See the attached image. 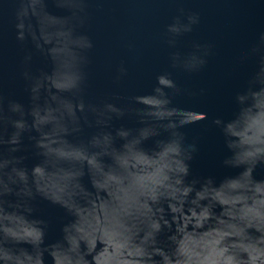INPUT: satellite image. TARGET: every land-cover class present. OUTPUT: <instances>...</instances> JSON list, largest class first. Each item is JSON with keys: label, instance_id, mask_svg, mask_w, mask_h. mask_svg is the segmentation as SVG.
Here are the masks:
<instances>
[{"label": "clouds", "instance_id": "1", "mask_svg": "<svg viewBox=\"0 0 264 264\" xmlns=\"http://www.w3.org/2000/svg\"><path fill=\"white\" fill-rule=\"evenodd\" d=\"M51 2L73 10L65 18L68 27L76 31L87 0ZM17 3L16 39L24 42L30 37L35 48L44 53L36 43L33 21L37 8L47 10L48 0ZM180 30L170 28L173 33ZM251 54H259L260 68L248 89L236 95L239 112L235 119L245 116L239 129L229 135L226 129L232 128L230 121H213L221 127L231 151L222 164L242 168L240 173L252 178L247 187L229 177L218 186L212 177L189 179L190 161L197 148L195 144L185 145L178 129L187 124L170 107L171 101L161 87L151 94L132 97L133 105L139 107L86 102L82 57L74 69L71 87L56 85L57 91L67 92V98L62 101L65 111L56 113L62 125L60 135L54 136L47 127L52 112L50 73L41 71L34 76L24 70L30 94L27 108L11 99L5 107L0 93V264H45L46 255L52 264H264V181H256L252 175L257 166L264 165V105L245 99L248 92H258L254 85H264V34ZM24 59L26 63L31 55ZM203 63L193 56L185 67ZM157 80L158 85L179 91L170 78L161 75ZM126 114L137 117L140 127L112 130L113 118ZM177 115L181 117L178 122L174 119ZM85 126L96 128L87 140L79 138ZM26 133L37 157L31 168L24 163L27 157L16 155L23 150ZM162 133L168 135L163 137ZM149 139L154 146L146 149L143 145ZM117 140L122 142L119 147ZM58 141L70 144L74 151L62 149ZM237 153H243L244 159L237 160ZM98 158H103V165ZM76 165L78 170L71 171ZM86 175L97 189L95 194H82ZM88 195L98 203L92 205L87 217H76L68 202L85 201ZM38 197L62 206L72 217L61 227V238L47 244L49 224L36 215ZM216 204L231 206L234 211H221L220 215L230 216L241 226L213 227L218 220ZM175 205L184 211L178 213ZM186 214L185 222L180 218Z\"/></svg>", "mask_w": 264, "mask_h": 264}, {"label": "water", "instance_id": "2", "mask_svg": "<svg viewBox=\"0 0 264 264\" xmlns=\"http://www.w3.org/2000/svg\"><path fill=\"white\" fill-rule=\"evenodd\" d=\"M17 7V0H0V93L5 98V107L10 99L25 108L30 105L24 70L34 76L41 71L50 73L52 112L47 127L54 136H59L62 121L56 113L65 111L62 101L66 100L67 92L57 91L56 85L70 88L74 69L84 57L86 102L139 107L133 105L132 97L151 94L154 88L161 87L171 101L170 107L187 124L178 129L185 137V145L195 144L197 148L190 161L189 179L212 177L216 186L225 177L234 179L242 187L251 183L249 175L240 173L242 168L222 164L231 156V151L221 127L213 121L217 118L225 123L230 121L232 128L226 131L231 135L245 118L241 114L235 119L239 112L236 95L248 89L249 81L260 68V56L252 55L251 49L260 44L264 34V0H87L85 11L79 14L81 20L76 22V31L68 27L65 18L73 10L67 6L56 7L48 0L47 10L37 8L33 21L36 43L44 53L35 48L30 37L24 42L16 39ZM172 26L179 27L180 32H171ZM185 27L190 30L185 31ZM29 54L31 60L25 63L24 58ZM193 56L204 63L185 67ZM161 75L173 80L179 91L158 85L157 77ZM261 87L264 85H254L253 90L258 92H248L245 99L264 105ZM45 115L49 113L45 111ZM181 117L177 115L174 119L178 122ZM27 119L31 123V117ZM120 126L140 127L133 114L120 119L114 117L112 130ZM95 131V127L85 126L79 138L87 140ZM27 135L23 138V150L16 155L27 157L24 163L31 168L37 157ZM167 135L162 133L163 137ZM121 143L116 142L118 147ZM58 146L70 153L74 151L63 141H58ZM143 146L151 149L154 142L149 139ZM239 159H244L243 153H237ZM98 162L103 165V158H98ZM78 167L70 170L77 171ZM248 167H252L251 160ZM93 172L97 174L95 169ZM252 175L256 181H264V165L257 166ZM83 183L82 194L96 193L87 175ZM35 203L36 215L49 224L45 243L60 239L61 227L72 217L62 206L39 197ZM68 203L76 217H87L98 201L88 195L85 201ZM175 207L178 213L184 211L180 205ZM214 211L218 220L213 227L234 223L241 226L230 216L220 215L221 211H234L231 206L224 208L216 204ZM188 215L180 219L186 222ZM45 264H52L47 255Z\"/></svg>", "mask_w": 264, "mask_h": 264}]
</instances>
